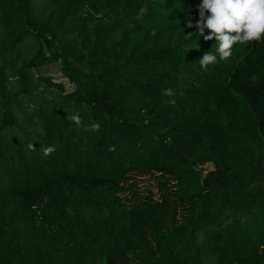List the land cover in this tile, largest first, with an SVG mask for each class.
<instances>
[{
	"label": "trees",
	"instance_id": "obj_1",
	"mask_svg": "<svg viewBox=\"0 0 264 264\" xmlns=\"http://www.w3.org/2000/svg\"><path fill=\"white\" fill-rule=\"evenodd\" d=\"M0 264H264V0H0Z\"/></svg>",
	"mask_w": 264,
	"mask_h": 264
},
{
	"label": "rangeland",
	"instance_id": "obj_2",
	"mask_svg": "<svg viewBox=\"0 0 264 264\" xmlns=\"http://www.w3.org/2000/svg\"><path fill=\"white\" fill-rule=\"evenodd\" d=\"M41 72L50 76L53 80L63 84L64 89L72 90L74 82L66 72L61 69L60 61L55 58H48V61L43 63ZM213 168L211 163H207L201 167L203 173L207 169ZM172 181L159 172L147 173H130L123 184L121 197L123 203L129 205L135 200L143 202H152L160 199L162 194L172 193Z\"/></svg>",
	"mask_w": 264,
	"mask_h": 264
}]
</instances>
